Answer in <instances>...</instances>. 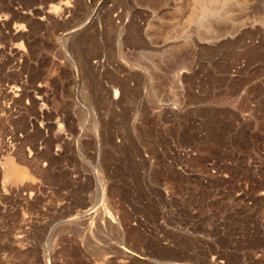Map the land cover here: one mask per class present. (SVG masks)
<instances>
[{
	"label": "rangeland",
	"instance_id": "rangeland-1",
	"mask_svg": "<svg viewBox=\"0 0 264 264\" xmlns=\"http://www.w3.org/2000/svg\"><path fill=\"white\" fill-rule=\"evenodd\" d=\"M259 152L264 0H0V264H264Z\"/></svg>",
	"mask_w": 264,
	"mask_h": 264
},
{
	"label": "bare ground",
	"instance_id": "bare-ground-1",
	"mask_svg": "<svg viewBox=\"0 0 264 264\" xmlns=\"http://www.w3.org/2000/svg\"><path fill=\"white\" fill-rule=\"evenodd\" d=\"M117 95V94H116ZM118 96H116L117 98ZM8 164V169L5 178L9 181L11 179L19 177L20 179L29 178L30 175L27 172H24V174L19 173L18 166L15 164L14 160H10Z\"/></svg>",
	"mask_w": 264,
	"mask_h": 264
},
{
	"label": "built area",
	"instance_id": "built-area-1",
	"mask_svg": "<svg viewBox=\"0 0 264 264\" xmlns=\"http://www.w3.org/2000/svg\"><path fill=\"white\" fill-rule=\"evenodd\" d=\"M262 156L264 157V153L259 152L258 158L260 159Z\"/></svg>",
	"mask_w": 264,
	"mask_h": 264
}]
</instances>
